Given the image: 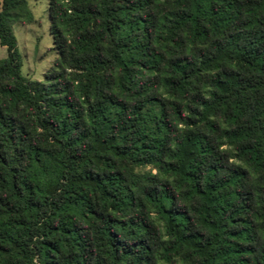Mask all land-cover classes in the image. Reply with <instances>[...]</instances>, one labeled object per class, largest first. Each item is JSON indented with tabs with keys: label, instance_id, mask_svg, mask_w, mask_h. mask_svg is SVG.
Listing matches in <instances>:
<instances>
[{
	"label": "trees",
	"instance_id": "trees-1",
	"mask_svg": "<svg viewBox=\"0 0 264 264\" xmlns=\"http://www.w3.org/2000/svg\"><path fill=\"white\" fill-rule=\"evenodd\" d=\"M48 12L38 80L0 4V264H264V0Z\"/></svg>",
	"mask_w": 264,
	"mask_h": 264
},
{
	"label": "rangeland",
	"instance_id": "rangeland-1",
	"mask_svg": "<svg viewBox=\"0 0 264 264\" xmlns=\"http://www.w3.org/2000/svg\"><path fill=\"white\" fill-rule=\"evenodd\" d=\"M28 4L32 9L34 21L16 22L13 29L22 56V73L26 77L43 80L44 73L58 57L50 32L48 0H28ZM6 54L7 48L0 44V59Z\"/></svg>",
	"mask_w": 264,
	"mask_h": 264
}]
</instances>
